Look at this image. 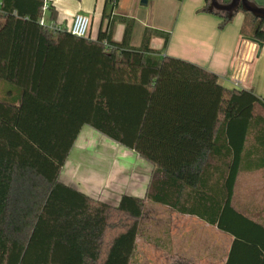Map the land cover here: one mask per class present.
Returning <instances> with one entry per match:
<instances>
[{
    "label": "trees",
    "instance_id": "trees-1",
    "mask_svg": "<svg viewBox=\"0 0 264 264\" xmlns=\"http://www.w3.org/2000/svg\"><path fill=\"white\" fill-rule=\"evenodd\" d=\"M43 7L0 0V81L14 86L0 96V264H134L146 199L112 205L59 180L84 125L155 166L153 203L230 234L226 264H264V223L232 204L240 173L264 170V98L151 48L169 32L134 47L135 19L112 14L97 39L77 37L41 25ZM252 18L243 34L264 43Z\"/></svg>",
    "mask_w": 264,
    "mask_h": 264
},
{
    "label": "crops",
    "instance_id": "crops-1",
    "mask_svg": "<svg viewBox=\"0 0 264 264\" xmlns=\"http://www.w3.org/2000/svg\"><path fill=\"white\" fill-rule=\"evenodd\" d=\"M75 1L57 0L49 3L48 8L43 10L42 18L45 23L68 29L75 15L74 10L70 9ZM182 1L177 27L169 41V46L167 45L165 49H162L161 37H153L150 43L151 48L158 50L163 56L168 55L183 59L214 72L218 75L220 83L227 89L253 90L257 96L264 98V47L258 55V45L249 36L243 34L245 29L247 32L252 31L255 24L253 15L240 10L229 24L220 28L222 17L207 11L206 0ZM220 1L227 2L229 0ZM252 1L264 7V0ZM86 10L90 11V9ZM95 10L97 12L98 6L95 7ZM54 12L55 16H53ZM116 15L131 17L125 14ZM93 31L94 28L92 27L90 38H94ZM124 32L125 24L120 23L115 33L113 28V39L121 41ZM132 46L139 47L141 44H132ZM93 130L95 129L90 125L82 127L61 171L59 180L93 198L112 205H118L124 194L146 198L151 179L157 171L155 166L136 151L117 143L97 130L95 131L101 136L99 139L94 138ZM97 144L108 146L110 149L95 148ZM128 158H132L135 165H130L123 160ZM127 181H129L128 184H126ZM232 204L236 209L250 215L257 222L264 223L263 169L245 170L240 173ZM164 207L171 209L179 217L188 219L193 224L196 221L203 229L212 227L221 233L228 243L223 246L222 254L218 258L222 260V264H226L233 240L230 234L219 230L217 226L210 225L195 215L182 214L168 206ZM188 233L189 231L183 230L182 238L177 236L178 240L183 242L178 250L181 251V256L195 257V251L193 247L191 249L189 243ZM207 244L208 250L205 256L215 258L216 254L219 253L215 249V240L212 239Z\"/></svg>",
    "mask_w": 264,
    "mask_h": 264
},
{
    "label": "rangeland",
    "instance_id": "rangeland-1",
    "mask_svg": "<svg viewBox=\"0 0 264 264\" xmlns=\"http://www.w3.org/2000/svg\"><path fill=\"white\" fill-rule=\"evenodd\" d=\"M182 2V0H151L147 4H144L142 0H114V2L108 0H76L70 9L74 10L75 15L82 13L91 18L87 37H90L93 27L94 31L92 35L94 38L92 39H97L101 27L103 29L107 28L110 22V15L125 14L133 17L135 24L132 44L140 45L146 30L149 29L160 28L166 30V32L170 33L171 40L172 34L177 27ZM96 6H98L97 12L95 10ZM86 9H90V11ZM246 13L249 14V12ZM249 15L252 14L250 13ZM74 17L68 29L72 28ZM119 25V22L115 24L114 33L117 31V26L119 27ZM161 40V48L165 49V40L162 37ZM154 44L157 45L156 42ZM12 87L14 86L11 83L0 81V96L2 95L3 88L6 90ZM93 132V137L99 139L100 133L95 130ZM95 148L110 149L108 146L102 144H97ZM89 156L92 155L89 154ZM128 159L123 160L127 161L130 165H135V161L132 158ZM128 183L129 181L126 182V184ZM121 186L123 187V185ZM145 199L144 214L139 221L134 264H222V260L218 256L222 254L223 246L227 245L228 241L221 233L212 227L203 229L196 221L193 224L188 219L179 217L171 209L155 204L147 197ZM183 230L189 231L188 239L191 249L193 247L195 251V257L180 255L181 251L178 248L182 246L183 242L178 240V238H182L181 234ZM212 239L215 240V249L219 252L215 258L205 256L208 250L207 242Z\"/></svg>",
    "mask_w": 264,
    "mask_h": 264
},
{
    "label": "water",
    "instance_id": "water-1",
    "mask_svg": "<svg viewBox=\"0 0 264 264\" xmlns=\"http://www.w3.org/2000/svg\"><path fill=\"white\" fill-rule=\"evenodd\" d=\"M149 0H142V3L147 4ZM240 10L251 13L254 17L264 20V7L257 5L252 0H229L221 2L220 0H209L207 7L208 12H219L228 19H232ZM258 47V55H260L264 43L254 38H250Z\"/></svg>",
    "mask_w": 264,
    "mask_h": 264
},
{
    "label": "built area",
    "instance_id": "built-area-1",
    "mask_svg": "<svg viewBox=\"0 0 264 264\" xmlns=\"http://www.w3.org/2000/svg\"><path fill=\"white\" fill-rule=\"evenodd\" d=\"M42 1L44 2L43 10H46L48 8L49 3L55 2L57 0H42ZM1 12L2 11L0 9V13ZM40 24L53 29L55 32L66 30V31H69L71 34H73L77 37L88 38L87 35H88L89 26L91 24V18L86 14H82V13L76 14L74 17L71 29L61 28V27H58V26L53 25V24L47 25L43 18L40 20Z\"/></svg>",
    "mask_w": 264,
    "mask_h": 264
}]
</instances>
